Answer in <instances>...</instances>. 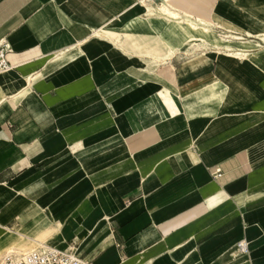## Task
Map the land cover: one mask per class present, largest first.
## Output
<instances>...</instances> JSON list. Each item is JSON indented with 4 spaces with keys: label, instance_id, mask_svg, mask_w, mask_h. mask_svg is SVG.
Segmentation results:
<instances>
[{
    "label": "crops",
    "instance_id": "1",
    "mask_svg": "<svg viewBox=\"0 0 264 264\" xmlns=\"http://www.w3.org/2000/svg\"><path fill=\"white\" fill-rule=\"evenodd\" d=\"M1 41L0 258L264 264V0H0Z\"/></svg>",
    "mask_w": 264,
    "mask_h": 264
},
{
    "label": "built area",
    "instance_id": "2",
    "mask_svg": "<svg viewBox=\"0 0 264 264\" xmlns=\"http://www.w3.org/2000/svg\"><path fill=\"white\" fill-rule=\"evenodd\" d=\"M11 52L10 46L5 42H0V74L12 69L8 56ZM220 169H216L212 174L214 178L220 177ZM240 254L249 253V245L242 240L236 245ZM0 264H91L79 253L78 247L74 246L69 250L57 248H47L43 251L33 252L27 255H8Z\"/></svg>",
    "mask_w": 264,
    "mask_h": 264
},
{
    "label": "bare ground",
    "instance_id": "3",
    "mask_svg": "<svg viewBox=\"0 0 264 264\" xmlns=\"http://www.w3.org/2000/svg\"><path fill=\"white\" fill-rule=\"evenodd\" d=\"M47 248H54V247H51V246H43V247H41V248H39V249H35V250H32V251H30V252H26V253H21V252L19 253V251L16 252V251H14V250H11V251L8 252V254H6L5 256H3L2 259H0V262H1L6 256L11 255V254H14V255H27V254H30V253H33V252L46 250ZM14 249H16V248H14ZM78 250H79V249H78Z\"/></svg>",
    "mask_w": 264,
    "mask_h": 264
},
{
    "label": "rangeland",
    "instance_id": "4",
    "mask_svg": "<svg viewBox=\"0 0 264 264\" xmlns=\"http://www.w3.org/2000/svg\"><path fill=\"white\" fill-rule=\"evenodd\" d=\"M156 17V15L154 16V18ZM167 28H168V31H167V33H168V43L169 44H172V45H181L184 41L183 40H180V39H175L174 40V38H172V36H171V31H170V29H169V27L167 26ZM220 34V33H219ZM208 47V46H207ZM207 47H199V48H196V49H194V50H199V49H203V48H207ZM212 47V46H211ZM0 259H2V258H0Z\"/></svg>",
    "mask_w": 264,
    "mask_h": 264
}]
</instances>
